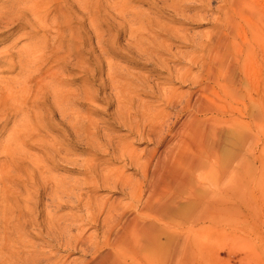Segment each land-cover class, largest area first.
I'll return each mask as SVG.
<instances>
[{
	"label": "rangeland",
	"instance_id": "374dc122",
	"mask_svg": "<svg viewBox=\"0 0 264 264\" xmlns=\"http://www.w3.org/2000/svg\"><path fill=\"white\" fill-rule=\"evenodd\" d=\"M28 1L0 0V13L12 6L9 14L19 13ZM226 1L50 0L43 25L30 15L23 22L15 15L0 26V52L22 54L46 46L51 66L44 68L54 73L52 85L61 94L56 103L49 89L41 102L27 101L24 112L32 118L22 124L13 111H0V264L91 259L74 247L80 232L102 238L101 220L90 224L87 216L103 203L126 207L131 202L126 189L106 183L109 174L120 170L131 180L139 176L120 150L131 145L141 155L152 147L135 131L143 112L165 102L172 90L177 102L194 90L192 80L177 74L188 68L200 72L191 58L201 54L213 33L226 30L225 12L233 16ZM256 1L264 7V0ZM260 58L264 81V53ZM18 73L19 68L2 72L0 66V86ZM170 108L165 109L177 112ZM182 112L178 120L171 118L174 128L186 118ZM12 134L15 141H9ZM261 137L260 182L249 183L245 216L232 218L208 247L199 251L193 245V264H264V125ZM8 145L14 154L4 153Z\"/></svg>",
	"mask_w": 264,
	"mask_h": 264
},
{
	"label": "bare ground",
	"instance_id": "6f19581e",
	"mask_svg": "<svg viewBox=\"0 0 264 264\" xmlns=\"http://www.w3.org/2000/svg\"><path fill=\"white\" fill-rule=\"evenodd\" d=\"M226 3L233 11V16L225 12L226 30L219 28L202 45L201 54L191 58L200 72L192 74L188 68L177 74L182 81H193L189 97L177 102L172 90L165 102L143 112L135 131L139 137H147L152 147L141 155L131 145L120 150L139 176L131 180L114 170L106 183L126 189L131 202L126 207L103 203L87 216L90 224L101 220L103 230L101 240L83 232L75 237L74 247L79 245L93 255L83 264H193V245L199 251L208 247L216 232L228 229L232 218L238 221L245 216L249 183L252 179L260 182L263 160L260 57L264 53V7L256 0ZM49 7L50 0H29L14 16L9 14L11 8H3L0 26L15 15L22 22L30 15L34 23L43 25ZM45 48L35 46L22 54L9 49L0 52L2 72L19 68L15 77L0 86V111L21 116L19 124L32 118L24 112L27 101L41 102L48 89L52 101L59 102L61 94L52 85L54 73L44 68L51 66ZM167 106L177 112L166 110ZM184 110L186 118L174 128L171 118L178 120ZM14 135L9 141L17 139ZM225 145H230L227 151L222 148ZM5 149V154H14L9 145ZM10 158L16 165L15 158ZM164 244H168L166 249ZM206 254L211 257L213 252Z\"/></svg>",
	"mask_w": 264,
	"mask_h": 264
}]
</instances>
